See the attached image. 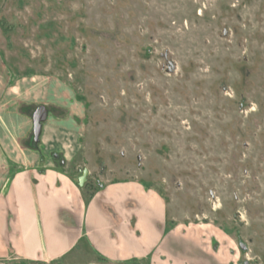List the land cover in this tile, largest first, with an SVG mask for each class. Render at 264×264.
Masks as SVG:
<instances>
[{
	"label": "rangeland",
	"instance_id": "374dc122",
	"mask_svg": "<svg viewBox=\"0 0 264 264\" xmlns=\"http://www.w3.org/2000/svg\"><path fill=\"white\" fill-rule=\"evenodd\" d=\"M0 50L21 112L45 107L78 141L63 168L86 192L141 183L169 227L264 264V0H0ZM0 264L110 263L83 246Z\"/></svg>",
	"mask_w": 264,
	"mask_h": 264
},
{
	"label": "crops",
	"instance_id": "0c3cea01",
	"mask_svg": "<svg viewBox=\"0 0 264 264\" xmlns=\"http://www.w3.org/2000/svg\"><path fill=\"white\" fill-rule=\"evenodd\" d=\"M20 90L0 50V259L50 263L85 246L110 264H233L210 227H169L163 199L141 183L86 192L63 168L77 156L63 147L78 141L47 109L36 141Z\"/></svg>",
	"mask_w": 264,
	"mask_h": 264
},
{
	"label": "water",
	"instance_id": "95a60500",
	"mask_svg": "<svg viewBox=\"0 0 264 264\" xmlns=\"http://www.w3.org/2000/svg\"><path fill=\"white\" fill-rule=\"evenodd\" d=\"M47 118V110L45 107H40L34 115V134L35 139L38 141L40 133H41V124ZM85 179L81 178L80 183L81 185L84 183Z\"/></svg>",
	"mask_w": 264,
	"mask_h": 264
}]
</instances>
